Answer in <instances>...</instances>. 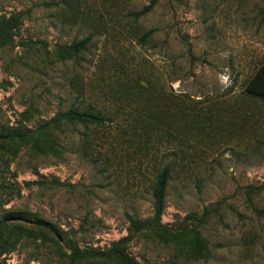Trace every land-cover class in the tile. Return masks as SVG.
<instances>
[{
  "label": "rangeland",
  "instance_id": "obj_1",
  "mask_svg": "<svg viewBox=\"0 0 264 264\" xmlns=\"http://www.w3.org/2000/svg\"><path fill=\"white\" fill-rule=\"evenodd\" d=\"M11 14L0 127L46 147L0 145V264H123L72 253L125 237L137 264H264V100L245 93L264 63V0H0ZM72 106L104 123L42 126ZM165 165L159 224L129 231L153 217Z\"/></svg>",
  "mask_w": 264,
  "mask_h": 264
},
{
  "label": "trees",
  "instance_id": "obj_2",
  "mask_svg": "<svg viewBox=\"0 0 264 264\" xmlns=\"http://www.w3.org/2000/svg\"><path fill=\"white\" fill-rule=\"evenodd\" d=\"M152 5V4H151ZM150 6H146L141 10L137 15H142L148 12L151 9ZM20 18L19 15L11 14L9 17L0 16V43H7L13 34V31L18 29L20 26ZM87 42V38L79 41L77 44H72L71 47L68 48V52L73 53L74 50L79 48H83L84 44ZM245 93L250 97L264 100V63L260 65L252 77L248 80L245 85ZM68 124H79L84 128H88L89 125L101 126L104 123V119L102 115L99 113H95L90 109H80L79 107H69L64 112H58L53 118L49 121L43 123L42 126H49L50 124L61 125V123ZM33 131L27 129L24 126L12 127V126H3L0 127V145L3 142L14 143V145L18 146H27L34 147L38 151H43L46 147V143L42 142L38 137L33 136ZM51 140L48 141V146L51 147ZM170 179V167L165 165L159 172L156 173L154 184L152 188V207H153V217L149 220H140L135 218H129L130 227L129 231H140L146 228L149 223L159 224L160 218L165 209L166 203V189ZM19 221L28 223L27 221L11 215L6 217V221ZM8 224V223H7ZM7 224L0 225V229L3 230L6 228ZM31 224L35 225L39 230H45L51 234H53L56 238H61L60 231L50 224L44 222H32ZM14 229L13 227H11ZM16 229V228H15ZM130 237H125L119 240L118 242L112 244L111 248L108 249L104 253L98 252H81L76 248L73 250L72 255H87V256H111L123 264H137L133 259L128 257L124 250V244L129 241ZM16 241V240H15ZM12 242V244L15 243Z\"/></svg>",
  "mask_w": 264,
  "mask_h": 264
}]
</instances>
